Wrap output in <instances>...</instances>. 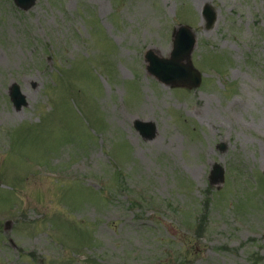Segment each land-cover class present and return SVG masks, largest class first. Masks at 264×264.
<instances>
[{
    "label": "rangeland",
    "instance_id": "374dc122",
    "mask_svg": "<svg viewBox=\"0 0 264 264\" xmlns=\"http://www.w3.org/2000/svg\"><path fill=\"white\" fill-rule=\"evenodd\" d=\"M180 24L198 89L147 71ZM153 263L264 264V0H0V264Z\"/></svg>",
    "mask_w": 264,
    "mask_h": 264
},
{
    "label": "water",
    "instance_id": "95a60500",
    "mask_svg": "<svg viewBox=\"0 0 264 264\" xmlns=\"http://www.w3.org/2000/svg\"><path fill=\"white\" fill-rule=\"evenodd\" d=\"M16 4L23 10H29L34 6L36 0H15ZM206 18V29L212 28L217 17L216 10L211 5H206L203 11ZM174 49L170 59L159 58L153 51L146 52V60L149 62L148 70L162 82L172 86H187L197 88L201 85V74L197 71L190 60V56L196 46V35L194 31L185 25H181L175 31ZM186 61V63H185ZM11 100L20 111L27 105L25 96L22 94L18 84H13L10 90ZM135 127L144 138L153 139L156 134V126L153 123L136 121ZM221 151L226 149L224 144L220 146ZM225 170L223 166L214 164V170L211 175V183H224Z\"/></svg>",
    "mask_w": 264,
    "mask_h": 264
}]
</instances>
